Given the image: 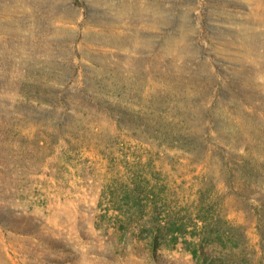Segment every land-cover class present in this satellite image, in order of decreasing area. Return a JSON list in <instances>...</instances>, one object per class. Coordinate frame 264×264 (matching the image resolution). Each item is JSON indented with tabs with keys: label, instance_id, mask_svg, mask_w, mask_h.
Here are the masks:
<instances>
[{
	"label": "rangeland",
	"instance_id": "1",
	"mask_svg": "<svg viewBox=\"0 0 264 264\" xmlns=\"http://www.w3.org/2000/svg\"><path fill=\"white\" fill-rule=\"evenodd\" d=\"M0 264H264V0H0Z\"/></svg>",
	"mask_w": 264,
	"mask_h": 264
}]
</instances>
